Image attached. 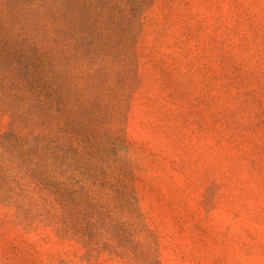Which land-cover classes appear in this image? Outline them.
I'll return each instance as SVG.
<instances>
[{"label":"rangeland","instance_id":"rangeland-1","mask_svg":"<svg viewBox=\"0 0 264 264\" xmlns=\"http://www.w3.org/2000/svg\"><path fill=\"white\" fill-rule=\"evenodd\" d=\"M0 264H264V0H0Z\"/></svg>","mask_w":264,"mask_h":264}]
</instances>
